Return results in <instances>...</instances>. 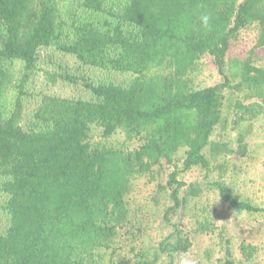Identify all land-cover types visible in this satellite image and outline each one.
<instances>
[{
    "label": "trees",
    "instance_id": "obj_1",
    "mask_svg": "<svg viewBox=\"0 0 264 264\" xmlns=\"http://www.w3.org/2000/svg\"><path fill=\"white\" fill-rule=\"evenodd\" d=\"M249 28L257 31L253 49L264 47V0H0V194L8 219L0 264H98L129 221L134 180L173 164L179 152L182 170L207 172L222 167L221 156H245L243 135L237 151L211 136L229 117L235 127L263 110L264 67L251 56L226 59ZM55 55L73 58L79 73L55 63ZM204 56L223 82L195 88ZM43 61L57 65L45 71L49 82L80 84L90 98L41 94L26 114L35 98L27 84ZM86 70L130 77L97 80ZM176 177L173 171L165 187L173 208L197 194L192 187L181 198L184 183ZM213 184L236 217L261 211ZM201 227L196 232L208 229ZM190 245L176 232L160 251L172 256ZM240 251L251 259L252 247L243 243ZM156 260L139 254L134 264ZM224 264L234 262L227 256Z\"/></svg>",
    "mask_w": 264,
    "mask_h": 264
},
{
    "label": "rangeland",
    "instance_id": "obj_2",
    "mask_svg": "<svg viewBox=\"0 0 264 264\" xmlns=\"http://www.w3.org/2000/svg\"><path fill=\"white\" fill-rule=\"evenodd\" d=\"M256 37L255 29L242 30L231 42L226 59H245L251 56L253 65L264 67V47L253 49ZM251 50L253 52L250 54ZM48 54L54 56L51 51ZM53 60L65 66L71 73L77 74L80 71L78 64L70 56L55 55ZM56 66L43 61L37 74L28 81V92L35 98H31L25 107L26 114L32 111L41 94L90 98L80 84L73 85L59 80L55 83L49 82L45 71L51 73ZM19 68L18 63L10 68L12 83L19 75ZM86 72L97 80L108 78L123 82L130 77L129 74L104 77L95 70ZM222 82L223 78L212 59L208 56L202 57L193 75L195 88L214 86ZM11 87L7 88L5 103L10 98ZM232 118L229 117L225 127L221 125L214 130L211 140L226 143L230 149L237 151V139L239 135H243V142L246 144L245 156L240 157L237 153L221 156L218 165L222 167L219 168L217 163L212 164L210 172H207L199 167L182 170L183 152H179L173 164L164 163L153 175L134 180L127 198L129 221L118 230L112 247L100 253L102 258L98 264H134L139 254L145 255L148 260L157 257L155 264H224L227 256L234 264H264V107L250 122L234 127ZM97 135L93 134L94 140H98ZM173 171H177L176 180L184 183L180 190L181 198L192 187L197 191L195 196H188L184 206L178 208H173L170 190L165 188ZM215 182L223 183L239 200L247 201L261 211H244L236 217L219 196L213 184ZM3 199L4 196L0 194V229L5 228L8 220L1 210ZM203 224L208 225L206 232H196ZM176 232L188 238L191 244L188 250L172 256L161 252L160 243L165 240L170 243L175 241ZM243 243L253 248L249 261H246L240 251Z\"/></svg>",
    "mask_w": 264,
    "mask_h": 264
},
{
    "label": "clouds",
    "instance_id": "obj_3",
    "mask_svg": "<svg viewBox=\"0 0 264 264\" xmlns=\"http://www.w3.org/2000/svg\"><path fill=\"white\" fill-rule=\"evenodd\" d=\"M201 21H202V24L205 27H208L209 26V17L207 15H202L201 16Z\"/></svg>",
    "mask_w": 264,
    "mask_h": 264
}]
</instances>
